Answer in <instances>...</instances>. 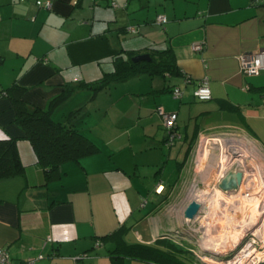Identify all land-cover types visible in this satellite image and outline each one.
<instances>
[{
  "label": "crops",
  "instance_id": "obj_1",
  "mask_svg": "<svg viewBox=\"0 0 264 264\" xmlns=\"http://www.w3.org/2000/svg\"><path fill=\"white\" fill-rule=\"evenodd\" d=\"M36 1L0 0V140H18L26 167L21 176L0 180V249L13 264L40 255L33 264H110L114 244L101 237L122 229L127 244L188 250L178 237L189 226L178 195L191 178L188 164L200 135L242 130L264 151V71L248 77L239 62L264 48V0H114V7L113 0H51L50 10ZM197 42L204 44L200 52L192 50ZM167 48L180 76H134L88 88L112 72L119 53ZM203 78L208 102L193 96ZM79 84L87 87L50 116L79 130L99 152L63 164L59 178L46 182L3 93L16 85L26 110H49L51 100ZM174 87L181 99L172 96ZM158 109L177 114L180 139L172 146L165 144ZM170 162L174 170L166 174ZM82 254L88 259L74 260ZM121 264L154 263L126 258Z\"/></svg>",
  "mask_w": 264,
  "mask_h": 264
},
{
  "label": "trees",
  "instance_id": "obj_2",
  "mask_svg": "<svg viewBox=\"0 0 264 264\" xmlns=\"http://www.w3.org/2000/svg\"><path fill=\"white\" fill-rule=\"evenodd\" d=\"M38 1L35 3L36 6L44 8L37 4ZM136 56L139 55L135 52L119 53L112 60V72L104 74L98 83L88 88L97 91L108 87L111 83L121 82L134 76L181 75L171 49L150 52V61L134 62L133 58ZM82 87L87 86L83 84L68 86L60 96L51 100L49 110H26L21 98L22 89L16 85L9 87L3 93L15 108V124L24 132V139L30 144L34 154V163L44 170L46 182L59 178V171L63 164L80 163L81 159L99 152V147L79 130L71 125L55 122L50 116L51 109ZM175 88L179 87L172 88V96ZM79 112H72L70 118L75 117ZM17 141L16 138L10 137L0 140V180L21 176L24 173L26 167L21 162ZM123 234V230L120 229L101 237V241H110L114 244L113 250L109 251L110 264H121L126 258L154 264H198L193 260L189 250L175 244H170L165 250L150 245L127 244L123 240Z\"/></svg>",
  "mask_w": 264,
  "mask_h": 264
},
{
  "label": "built area",
  "instance_id": "obj_3",
  "mask_svg": "<svg viewBox=\"0 0 264 264\" xmlns=\"http://www.w3.org/2000/svg\"><path fill=\"white\" fill-rule=\"evenodd\" d=\"M37 4L43 6L47 10H50L52 7L51 0H47L44 3L38 1ZM112 6H116L114 0ZM156 21L159 24H164L166 19L164 17H158ZM130 31L134 30L131 29ZM203 48L204 45L199 42L192 45V50L194 51H202ZM239 62L242 74L248 77L257 76L264 71V48L258 50L256 53L240 56ZM173 96L175 98H181V90L175 88L173 90ZM193 96L199 102H208L212 99L208 78H203L198 82ZM157 112L162 119V126L167 132L166 145L172 146L176 140L180 139V135L176 131L177 114L166 113L161 109H158ZM233 148L241 151L244 156L241 157L232 154ZM261 152L264 151L259 146L258 142L242 130L227 129L201 134L188 164V172L191 174V178L188 182H183L181 185V189L185 194L180 202L183 212L192 201L198 202L203 208L205 207L204 200L213 199L215 201L218 199V206L220 203V205L222 204L225 207H222L219 212L217 211L218 217H216V220L232 219L233 214L238 213V218H233L232 220L240 223L244 218V212L242 213V208H240L241 204H235L236 206L232 204L227 205L226 202L228 198L231 199L236 195V192L240 193L243 189L244 194L247 195L245 197L248 198L250 197L251 189L255 190L256 178H263L264 174L262 175L261 172H259L256 176L255 171L249 168L255 165L253 162L256 156L258 157ZM245 159H248L251 165H248ZM232 172L243 174L239 189L234 192L221 191L219 189V183ZM162 188L163 187H159L156 192L160 193ZM218 195L220 197H218ZM257 207L259 213L263 214L264 202H259ZM223 208H225V210ZM205 209V214H207L209 210L207 204ZM200 213L202 214V211ZM240 214L242 219L240 218ZM199 215L200 214H198L197 218H199ZM233 225L235 226L234 223ZM249 230L250 229H246L245 232L246 235H249L248 242L235 253H228V251L223 250L217 253H210L204 251V248L200 245L197 251H193V249L188 250L193 253L197 261H201V264H264V217L257 229L253 232ZM46 242H51V239L49 238ZM101 245L100 241L96 242V247H100ZM221 245L222 244H219L217 246ZM41 259H43L42 255L38 256L36 259H28L23 264H33L35 261ZM84 259H88L87 254H82L74 258V260ZM0 264H13L6 249H0Z\"/></svg>",
  "mask_w": 264,
  "mask_h": 264
},
{
  "label": "rangeland",
  "instance_id": "obj_4",
  "mask_svg": "<svg viewBox=\"0 0 264 264\" xmlns=\"http://www.w3.org/2000/svg\"><path fill=\"white\" fill-rule=\"evenodd\" d=\"M253 163H255V165H253L249 169L254 170L256 176L259 172H261V174L263 175L264 152H261L258 157L256 156V159ZM173 170L174 164L173 162H170L169 167L165 169V173L167 174L173 172ZM180 194L181 195L178 196H180L182 200L185 195L184 191L181 190ZM235 194L236 195L233 196L231 199L228 198L226 203L227 205L241 204L240 208H242V213L244 212L243 220L240 223L232 220L233 218H238V213H234L232 219L227 218L225 220H216V217H218L217 213L219 212V210H221L222 207L225 206L222 204L220 205V203L218 206V199L215 201L213 199L204 200V206L206 207L207 204L209 208V210L207 211L208 213L205 214V207L201 208L200 212L202 211V214L199 212V218L190 221L188 223L189 226L185 228V230L178 236L180 237V242L184 244L186 249H193V251H197L200 245L202 248L206 247L210 250H213L214 253L220 252V250L228 251V253H235L246 242H248L249 235H246V229H250L249 231L253 232L255 229L258 228L259 223L264 217V213H259L257 207L259 202H264V177L256 178V188L255 190L251 189V194L249 198L245 197L247 195L244 194V189L242 190V192H236ZM219 195L218 197H220ZM223 209L225 210V208ZM240 218L242 219L241 214ZM233 223L235 224V226L233 225ZM219 244L222 245L217 246ZM188 252L196 263L201 264V261H197L191 251Z\"/></svg>",
  "mask_w": 264,
  "mask_h": 264
},
{
  "label": "water",
  "instance_id": "obj_5",
  "mask_svg": "<svg viewBox=\"0 0 264 264\" xmlns=\"http://www.w3.org/2000/svg\"><path fill=\"white\" fill-rule=\"evenodd\" d=\"M134 62L138 61H150V56L148 54L136 56L133 58ZM232 154L236 156H244V154L239 151L236 148L232 149ZM243 174L242 173H230L227 177L221 180L219 183V189L223 192H234L237 191L242 183ZM202 206L196 201H192L189 203V205L186 207V209L183 212L184 218L187 220V222L193 221L197 218ZM204 251L214 253L213 250H210L209 248H204Z\"/></svg>",
  "mask_w": 264,
  "mask_h": 264
},
{
  "label": "bare ground",
  "instance_id": "obj_6",
  "mask_svg": "<svg viewBox=\"0 0 264 264\" xmlns=\"http://www.w3.org/2000/svg\"><path fill=\"white\" fill-rule=\"evenodd\" d=\"M245 160H246V162L248 163V165H251L248 159H245ZM220 194H221V193H220Z\"/></svg>",
  "mask_w": 264,
  "mask_h": 264
}]
</instances>
